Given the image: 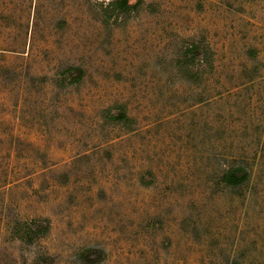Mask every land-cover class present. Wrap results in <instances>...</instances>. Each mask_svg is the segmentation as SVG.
I'll use <instances>...</instances> for the list:
<instances>
[{
	"label": "rangeland",
	"instance_id": "rangeland-1",
	"mask_svg": "<svg viewBox=\"0 0 264 264\" xmlns=\"http://www.w3.org/2000/svg\"><path fill=\"white\" fill-rule=\"evenodd\" d=\"M108 2L0 0V264H264V0Z\"/></svg>",
	"mask_w": 264,
	"mask_h": 264
},
{
	"label": "trees",
	"instance_id": "trees-1",
	"mask_svg": "<svg viewBox=\"0 0 264 264\" xmlns=\"http://www.w3.org/2000/svg\"><path fill=\"white\" fill-rule=\"evenodd\" d=\"M140 0H110L108 4L104 7V11L109 15H124L128 16L132 14L134 11H136L139 8ZM199 46L198 44H191L185 48V51L183 52V58L182 63H186L187 67H193L197 65L200 62V56H199ZM77 71L78 74L75 76L73 75V72ZM67 73L69 74V84L75 83L80 79V75L82 74V70L77 67H69L67 70ZM110 118H112L115 121H127L128 117L123 110V108H119V113L117 114H109ZM247 178V171L243 167H233L230 168L228 171H226L224 175V180L228 184H241L245 179ZM34 225H36V233L39 231H42L41 229L46 230V226H43L42 223L35 222Z\"/></svg>",
	"mask_w": 264,
	"mask_h": 264
}]
</instances>
